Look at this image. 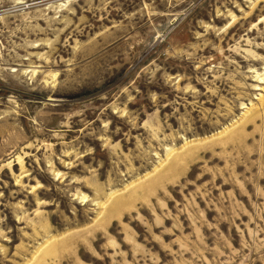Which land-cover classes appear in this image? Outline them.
I'll return each instance as SVG.
<instances>
[{
	"label": "rangeland",
	"instance_id": "374dc122",
	"mask_svg": "<svg viewBox=\"0 0 264 264\" xmlns=\"http://www.w3.org/2000/svg\"><path fill=\"white\" fill-rule=\"evenodd\" d=\"M0 264H264V0H0Z\"/></svg>",
	"mask_w": 264,
	"mask_h": 264
}]
</instances>
